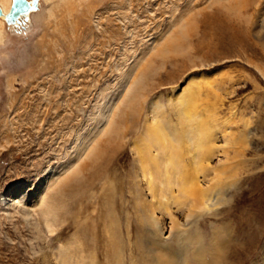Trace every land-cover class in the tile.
<instances>
[{"label": "rangeland", "instance_id": "374dc122", "mask_svg": "<svg viewBox=\"0 0 264 264\" xmlns=\"http://www.w3.org/2000/svg\"><path fill=\"white\" fill-rule=\"evenodd\" d=\"M37 7L0 23V264H194L187 233L207 264H264V0ZM190 90L222 173L219 204L187 219L156 206L132 144L152 107L177 133Z\"/></svg>", "mask_w": 264, "mask_h": 264}, {"label": "bare ground", "instance_id": "6f19581e", "mask_svg": "<svg viewBox=\"0 0 264 264\" xmlns=\"http://www.w3.org/2000/svg\"><path fill=\"white\" fill-rule=\"evenodd\" d=\"M26 1L29 3V8L24 12L18 13L11 21H7L6 17L9 13L12 0H0V23L1 21H5L9 27L15 28L27 24L30 20V14L36 11L38 7L35 9L31 7L35 0ZM38 1L39 0H37V6ZM197 93L198 92L192 90L182 93L183 95L178 105L179 112L177 110L179 115L177 124L179 126L177 128L179 129L177 133L171 134L169 128L170 122L159 112V109L150 107L151 110L147 113L142 131L132 144L133 152L136 156L135 160L138 162L137 167H139L141 171V178L146 177L147 189L151 191L154 197L157 196V200L159 199V203L156 206L161 207L163 205L165 209H168L167 206L172 203L184 206L183 214L184 218L187 219L193 216L195 211H208L210 206H216L220 202L219 198L214 194L215 187L212 186H217L219 184V178L222 172L208 165V160L211 157L209 142L213 139V135L211 134L212 129L202 117H199L196 111L195 100H197ZM185 154H189V158H191V166L189 169L185 167ZM207 170L208 172L210 170L212 176L210 178L207 177V179L203 178L199 180L202 175L203 177L207 176ZM202 182L205 184L203 187L201 186ZM154 197L152 198L155 199ZM151 205L152 203H150V206ZM149 210L151 209L148 208V205L146 206L143 204V211L146 213L147 222L159 235H163V226H160L161 222L159 223V217L155 216V212L151 211V213ZM152 210H154V208ZM166 236L168 237V235ZM113 237V243L111 245L113 255L112 258L108 260L109 262L115 257H118V251L114 245L116 240L113 239ZM110 239L111 238H109V240ZM183 239H185L183 243L187 241V245H190L192 249L194 260L192 259L190 261L194 262V264H207L203 258L205 254L200 243L201 238L193 235V233H187ZM211 243L215 251H218V249L222 247L219 235H216V233L213 234ZM186 255L181 262H178L179 264H189ZM163 262L164 261L160 264H163ZM165 262H168V260ZM112 264L120 263L119 260L116 259Z\"/></svg>", "mask_w": 264, "mask_h": 264}, {"label": "water", "instance_id": "95a60500", "mask_svg": "<svg viewBox=\"0 0 264 264\" xmlns=\"http://www.w3.org/2000/svg\"><path fill=\"white\" fill-rule=\"evenodd\" d=\"M32 8L37 7V0L34 1V3L31 6ZM29 8V3L26 0H12L9 13L7 14L6 20L11 21L14 19L18 13L24 12ZM1 14V11H0Z\"/></svg>", "mask_w": 264, "mask_h": 264}]
</instances>
